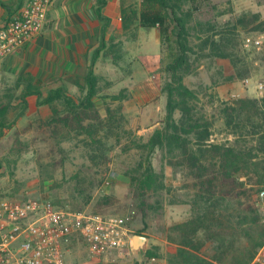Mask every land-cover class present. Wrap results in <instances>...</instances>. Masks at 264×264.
I'll return each instance as SVG.
<instances>
[{
	"label": "rangeland",
	"instance_id": "rangeland-1",
	"mask_svg": "<svg viewBox=\"0 0 264 264\" xmlns=\"http://www.w3.org/2000/svg\"><path fill=\"white\" fill-rule=\"evenodd\" d=\"M6 6L7 1L0 0V9ZM208 23H213L214 29L208 30ZM190 24L202 29L197 32L191 29L190 40L195 52L191 54V72L185 74L184 82L199 98L190 101V105L196 117L213 123L210 142L232 144L236 135L234 126L226 124L225 106L238 98L255 97L247 90L244 80L249 76H264V0H209L196 12ZM199 36L211 38L203 49ZM259 36L261 43H256ZM213 40L228 47L233 57H214L211 54ZM121 45L109 43L107 55L113 57L123 48ZM162 56L157 68L145 71L157 84L154 87L145 82L140 86V72L127 70L129 66L125 61L117 62V66L110 62L98 65L95 101L100 116L107 119V108H111L116 113L115 120H120L117 126L105 127L97 134L103 140L100 153L109 159L107 167L99 170L92 166L90 138L86 133L76 129L69 139L53 136L47 124L52 114L50 105L28 102L24 107L21 87H12L9 101L4 104L8 108L7 124L10 125L0 135L1 195L17 198L46 195L64 208L124 216L136 210L129 223L132 238L135 233L147 235L146 249L137 253L128 247L125 251L93 254L80 242L75 246L73 258L84 264H168L174 244L169 240L171 226L188 220L197 212L193 202L196 177L187 166L178 164L179 151L172 153L166 147H158L150 152L142 147L153 132L164 125L167 93L163 87L169 74L162 65ZM237 69L244 75L229 80V74ZM41 87L44 95L51 89L49 85ZM65 88L67 94L77 100L87 92L86 88L71 84ZM242 89L247 95L241 93ZM135 99L143 102L152 99L149 108H154L153 115H145L147 112L140 115L135 109ZM62 102L63 99L58 100L54 105L64 114ZM175 116L178 118L180 112ZM250 128L247 125L238 129L239 134H247L240 142L243 144L247 140L249 147H258L257 137L248 134ZM140 162H143V170L151 162L160 187L144 189L132 182L128 170L137 168ZM91 177L96 179L94 186L90 184ZM109 178H112L111 183L107 185L105 182ZM262 189L264 185L255 186L253 201L264 217V199L259 195Z\"/></svg>",
	"mask_w": 264,
	"mask_h": 264
},
{
	"label": "trees",
	"instance_id": "trees-1",
	"mask_svg": "<svg viewBox=\"0 0 264 264\" xmlns=\"http://www.w3.org/2000/svg\"><path fill=\"white\" fill-rule=\"evenodd\" d=\"M207 1L141 0L139 8L122 10L124 28H159L163 54L161 62L169 74L163 87L167 93L164 125L157 128L142 147L150 152L158 147H166L172 153L178 150V164L187 166L196 177L193 202L197 212L188 220L171 226L169 240L174 244L168 264H249L264 242V217L253 201L255 186L264 185V99L246 96L227 104L224 109L226 124L234 126L236 141L232 144L210 142L213 123L194 115L190 101L198 100L199 97L184 82L185 74L191 72V54L195 52L190 40L191 29L196 32L202 30L198 26H191L190 22ZM98 2V14L102 17L101 6L105 0ZM207 25L208 30L214 29L213 23ZM199 38L203 41L200 45L202 49L207 45L205 43L211 41L210 37ZM212 44L211 54L214 57H233L230 49L220 42L213 40ZM100 51L94 54L85 84L78 81V85L87 91L79 100L69 96L64 87L50 89L44 96L42 87L35 84L32 76L20 79L24 107L28 106V97L31 95L37 97L38 105H50L52 114L47 124L52 128L53 136L69 139L72 137L71 132L76 129L86 133L91 144H88L90 160L98 170L107 167L109 159L100 153L103 140L97 134L100 129L112 128L120 122L115 120L116 113L111 108H107V119H102L96 105L98 76L93 64ZM243 75L244 72L237 69L229 74L228 79L234 80ZM61 99L65 107L64 114L54 105ZM7 110L3 104L0 109V135L10 125L7 124ZM177 111L180 112L178 118L175 116ZM247 125L251 127L248 134L257 137L258 147H249L246 145L247 140L243 144L240 142L241 137L247 134H239L238 129ZM142 168L143 162H140L137 168L128 170L132 174V182L144 189L160 187L161 182L151 162L144 170ZM95 182L96 179L91 177V186ZM54 201L62 207L56 199ZM147 253L153 254L152 251Z\"/></svg>",
	"mask_w": 264,
	"mask_h": 264
},
{
	"label": "crops",
	"instance_id": "crops-1",
	"mask_svg": "<svg viewBox=\"0 0 264 264\" xmlns=\"http://www.w3.org/2000/svg\"><path fill=\"white\" fill-rule=\"evenodd\" d=\"M6 1L7 6L0 9V27L28 3V0ZM140 3L141 0H105L100 17L98 0H51L41 33L0 61V109L9 101L11 88H23L20 79L28 75L33 77L35 84L40 87L49 85L51 89L65 88L70 84L79 86L81 78L84 85L94 54L99 49L102 51L93 64L94 71L102 63L110 62L117 66V62L125 61L129 66L127 70L140 72V86L144 82L147 86H156L145 71L159 66L162 54L159 28H124L123 8H139ZM111 42L122 44L125 48L111 57L106 53ZM104 43L106 46L103 47ZM247 90L253 93L251 89ZM246 92L241 90L244 95H247ZM151 100L143 102L135 99V109L140 115L144 112H147L145 115H153L154 108H149ZM28 102H37V97L29 96Z\"/></svg>",
	"mask_w": 264,
	"mask_h": 264
},
{
	"label": "built area",
	"instance_id": "built-area-1",
	"mask_svg": "<svg viewBox=\"0 0 264 264\" xmlns=\"http://www.w3.org/2000/svg\"><path fill=\"white\" fill-rule=\"evenodd\" d=\"M51 0H28L27 5L0 27V61L41 33ZM256 43H261L257 37ZM256 98L264 99V76L244 80ZM112 177L114 175H111ZM111 179L106 180L109 185ZM264 199V189L260 191ZM130 216L73 210L56 205L46 195L0 197V264H84L73 258L82 242L93 254L132 247ZM249 264H264V242Z\"/></svg>",
	"mask_w": 264,
	"mask_h": 264
},
{
	"label": "water",
	"instance_id": "water-1",
	"mask_svg": "<svg viewBox=\"0 0 264 264\" xmlns=\"http://www.w3.org/2000/svg\"><path fill=\"white\" fill-rule=\"evenodd\" d=\"M148 245V236L141 233H135L132 238V248L135 252L141 253Z\"/></svg>",
	"mask_w": 264,
	"mask_h": 264
}]
</instances>
